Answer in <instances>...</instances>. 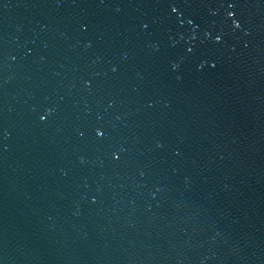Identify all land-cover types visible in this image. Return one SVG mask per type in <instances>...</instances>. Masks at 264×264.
<instances>
[{
    "label": "water",
    "instance_id": "obj_1",
    "mask_svg": "<svg viewBox=\"0 0 264 264\" xmlns=\"http://www.w3.org/2000/svg\"><path fill=\"white\" fill-rule=\"evenodd\" d=\"M0 264H264V0H0Z\"/></svg>",
    "mask_w": 264,
    "mask_h": 264
},
{
    "label": "snow or ice",
    "instance_id": "obj_2",
    "mask_svg": "<svg viewBox=\"0 0 264 264\" xmlns=\"http://www.w3.org/2000/svg\"><path fill=\"white\" fill-rule=\"evenodd\" d=\"M229 6L231 7L232 5H229ZM98 135H103V133L99 132V130H98Z\"/></svg>",
    "mask_w": 264,
    "mask_h": 264
}]
</instances>
